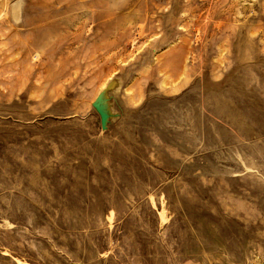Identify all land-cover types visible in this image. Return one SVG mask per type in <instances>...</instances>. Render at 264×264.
Returning a JSON list of instances; mask_svg holds the SVG:
<instances>
[{"label": "rangeland", "instance_id": "obj_1", "mask_svg": "<svg viewBox=\"0 0 264 264\" xmlns=\"http://www.w3.org/2000/svg\"><path fill=\"white\" fill-rule=\"evenodd\" d=\"M0 264H264V0H0Z\"/></svg>", "mask_w": 264, "mask_h": 264}, {"label": "bare ground", "instance_id": "obj_2", "mask_svg": "<svg viewBox=\"0 0 264 264\" xmlns=\"http://www.w3.org/2000/svg\"><path fill=\"white\" fill-rule=\"evenodd\" d=\"M152 3H153V1H152ZM148 4L151 5V2L148 1ZM13 10H14V16L16 17V18H15V22H16V24H19L20 3H18L17 5H15ZM146 27H147V26H146ZM147 29L149 30L148 27H147ZM143 33H144V35H148L147 32H146V30H145V32L143 31ZM144 35L141 34L139 37L142 38V37H144ZM131 43H132L133 45H135V41H131Z\"/></svg>", "mask_w": 264, "mask_h": 264}]
</instances>
